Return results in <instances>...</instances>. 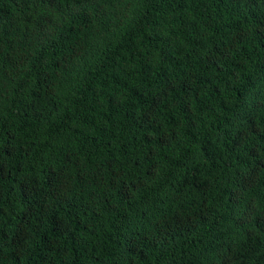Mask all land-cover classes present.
<instances>
[{"label":"trees","instance_id":"1","mask_svg":"<svg viewBox=\"0 0 264 264\" xmlns=\"http://www.w3.org/2000/svg\"><path fill=\"white\" fill-rule=\"evenodd\" d=\"M0 264H264V0H0Z\"/></svg>","mask_w":264,"mask_h":264}]
</instances>
